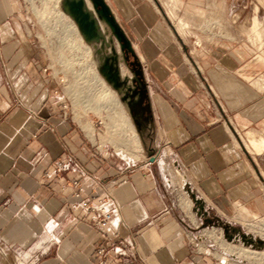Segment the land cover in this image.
Instances as JSON below:
<instances>
[{
  "label": "crops",
  "instance_id": "obj_1",
  "mask_svg": "<svg viewBox=\"0 0 264 264\" xmlns=\"http://www.w3.org/2000/svg\"><path fill=\"white\" fill-rule=\"evenodd\" d=\"M104 2L135 62L114 87L139 150L83 128L71 83L22 52L20 0H0V264H257L201 236L236 203L264 212V152L246 145L264 95L221 41L184 60L156 0Z\"/></svg>",
  "mask_w": 264,
  "mask_h": 264
},
{
  "label": "rangeland",
  "instance_id": "obj_2",
  "mask_svg": "<svg viewBox=\"0 0 264 264\" xmlns=\"http://www.w3.org/2000/svg\"><path fill=\"white\" fill-rule=\"evenodd\" d=\"M68 1L71 0H20L18 18L22 52L32 54L37 70H52L58 81L67 80L71 83L74 108L81 111L80 117H85L83 128L100 132L96 138H100L102 143L106 138L118 137L119 141L139 150L140 143L139 149L133 143L134 129L116 109L117 105L123 104L120 108L124 115L125 104L121 103L115 87L103 71V65L108 61L119 76L127 78L132 75L131 63H135L132 53L121 48V42L106 21L105 31L99 30L97 16L104 18L94 7L92 9L96 13L94 17L97 26L93 29V36H87L76 14L68 8ZM86 2L92 4L90 0ZM156 3L169 25H172L174 19L166 14L161 0H156ZM154 8L157 9L155 4ZM177 13L189 22L182 38L177 34L185 46V49L181 48L184 60L206 58L205 45L211 40L221 41L224 44L221 47L223 56H240L244 68L248 69L244 77L249 83L248 96L264 95V85L257 87L253 83L256 78L264 79V0H181ZM253 23L257 26L254 31L251 30ZM121 69L123 75L120 74ZM104 90L109 91L110 95L103 102H97L99 94ZM104 102L106 104L103 107ZM83 104L86 105L85 110ZM259 111H264V106L261 105ZM251 126L249 132L264 134V119L261 124ZM105 127L117 133L109 134V130L104 131ZM238 133L243 143L242 138L245 137L242 132ZM261 175L263 184L260 182V189L264 197V173ZM242 206L236 203L228 211L230 213L225 215V219L215 218V222L207 224L205 228L209 230L211 251L225 252L230 260L238 252L245 260L264 263V212L246 211ZM222 224L227 227V232H224ZM256 239L262 240L263 244L257 245ZM219 245L223 246L224 251Z\"/></svg>",
  "mask_w": 264,
  "mask_h": 264
},
{
  "label": "bare ground",
  "instance_id": "obj_3",
  "mask_svg": "<svg viewBox=\"0 0 264 264\" xmlns=\"http://www.w3.org/2000/svg\"><path fill=\"white\" fill-rule=\"evenodd\" d=\"M83 2H84L83 10L84 9L86 11L88 10L93 15L95 13V11L93 12L94 9H92L93 8L92 4L90 5L89 2H86V0H83ZM180 2H181V0H161L162 5L165 7L166 14H168L172 18V20L174 19L172 22V25H171L172 28H174V30H176L177 34L182 38L184 30H187V27L189 26V22L186 19V17L181 16L180 14L177 13V9L180 5ZM68 8H71V7H69V5H68ZM89 12H86V13H88V15H90ZM94 16L96 17V13H95V15L91 16V18H93L95 20ZM97 23H98L99 30H101V32L105 31L104 30L105 29V27H104L105 20L100 19L97 16ZM255 25L256 24L253 23V25H252L253 27L251 28V30L254 31L256 29L257 26H255ZM81 26H82V29L87 36H93V34H94L93 28H86V25H84V24H82ZM95 26H97L96 20L94 21V28H95ZM72 30H73V28H72ZM263 52H264V50H263ZM122 70L123 69H121L120 74L123 75L124 73ZM253 83H255V85L257 87L263 86L264 85V79L259 77V79L254 81ZM109 95H110L109 91H107V90L102 91L97 98V102H103L105 99L108 98ZM125 132H126V129H125ZM126 134L128 135V132ZM132 136H133V141H137V137L134 135H132ZM246 138L248 140V141H246V145L250 150H253L256 153L262 152V150H264V135L263 134L256 136L255 134H253L251 132H247ZM244 146H245V144H244ZM245 250L248 251V248H245Z\"/></svg>",
  "mask_w": 264,
  "mask_h": 264
},
{
  "label": "water",
  "instance_id": "obj_4",
  "mask_svg": "<svg viewBox=\"0 0 264 264\" xmlns=\"http://www.w3.org/2000/svg\"><path fill=\"white\" fill-rule=\"evenodd\" d=\"M92 2L93 7L97 10L99 15L104 18V20L108 23L111 30L114 32L115 37L118 41L121 43L122 49H128V44H126V40L123 37L122 31L119 29V26L117 23H115L112 16L109 14V10L107 8L106 3L103 0H90ZM69 8L76 16L78 17L79 24L86 25V28H93L94 29V20L89 17L88 13H86L83 10L84 2L83 0H71L68 1ZM80 25V26H81ZM171 29L172 26L170 25ZM82 28V26H81ZM94 31V30H93ZM105 69L103 70L104 73L107 75V79H109L113 86L117 85V80L120 77L117 70L113 68V65H111L108 61H106L103 65ZM224 232H227V227H224ZM250 241V240H249ZM257 245H262L263 241L260 239H256Z\"/></svg>",
  "mask_w": 264,
  "mask_h": 264
},
{
  "label": "built area",
  "instance_id": "obj_5",
  "mask_svg": "<svg viewBox=\"0 0 264 264\" xmlns=\"http://www.w3.org/2000/svg\"><path fill=\"white\" fill-rule=\"evenodd\" d=\"M48 69H43V70H41V72H43V73H46V71H47ZM63 104H62V108H63V115L65 116L66 115V111H70L71 110V104H69V103H67V102H62ZM107 216H109L108 214L106 215V217ZM208 233H209V230L208 229H205L204 231H203V234H202V236H201V238H205L207 235H208ZM211 244V245H210ZM207 247H205L204 248V251L206 252V253H208V252H210L211 251V247H212V243H210ZM96 251H97V253L98 254H100V255H102L103 254V249L102 248H96L95 249ZM102 264H106V261H105V259H103L102 261Z\"/></svg>",
  "mask_w": 264,
  "mask_h": 264
}]
</instances>
